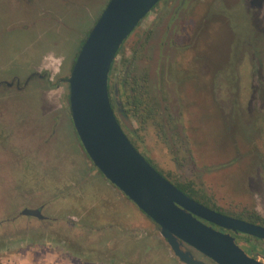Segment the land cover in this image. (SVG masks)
I'll return each instance as SVG.
<instances>
[{
    "label": "rangeland",
    "instance_id": "rangeland-1",
    "mask_svg": "<svg viewBox=\"0 0 264 264\" xmlns=\"http://www.w3.org/2000/svg\"><path fill=\"white\" fill-rule=\"evenodd\" d=\"M108 2L0 0V264H183L158 225L145 218L137 205L122 209L111 205V182L102 174L98 181L65 109L69 84L63 81L48 90L42 77L27 80L33 70L49 72L54 82L67 78ZM165 2L169 12L177 4V0L161 4ZM207 5L214 8L213 0H198L201 14ZM158 13L159 8L143 20L127 40L126 51L136 45L137 36ZM164 30L165 26L147 44V52L139 55L142 77L156 63ZM195 30V55L203 53L204 43L211 71L201 74L200 64L206 61L197 55L191 61L186 52L180 54L170 66L173 78L176 74L180 79L178 93L165 87L162 91V111L176 115L181 102L189 112V122L173 129L170 138L162 129V114L152 115L148 122L132 117L137 130L133 139L139 151L173 181H193L202 199L216 209L240 217L251 212L264 216V181L258 177V172L264 173V123H251L255 113L239 123L234 113L220 108L213 83L227 52L225 32L204 30L201 15L196 16ZM183 37L188 41L186 33ZM123 70L117 61L116 72L121 77ZM150 78L154 80L155 74ZM155 85L149 83L152 88ZM225 89L220 95L228 102ZM164 100H170L172 107ZM258 136L263 138L260 143L255 139ZM41 204H47L44 213L48 216L80 215L93 222L90 230L72 228L63 219L52 223L37 218L5 220L25 206ZM124 214L135 221L120 224Z\"/></svg>",
    "mask_w": 264,
    "mask_h": 264
},
{
    "label": "flooded vegetation",
    "instance_id": "flooded-vegetation-1",
    "mask_svg": "<svg viewBox=\"0 0 264 264\" xmlns=\"http://www.w3.org/2000/svg\"><path fill=\"white\" fill-rule=\"evenodd\" d=\"M215 1L216 0H213L214 8L208 7L207 5L204 7L203 14H201L202 12H199V8L197 7L198 0H177V4L173 6V9L170 12L168 10L167 2L161 4L164 0H160L152 9V11H154L159 8V13L156 16L155 21L152 24H149L142 34L137 36L136 45L133 46L129 52L126 51L125 45L127 40L137 30V28L140 27L143 20L147 18L152 11L136 26L118 50L109 74V93L118 121L120 122L126 135L138 150H140V148L136 145V142L133 139V132H137V130L132 127L130 118L136 117L140 120V122H148L152 118V115L157 117L162 114V122H165V126H162V129L168 131L170 138L173 136V129L179 128V125H184L189 122V112L185 109V105L181 102L178 103V107L176 108V115L173 114L169 116V112L167 110L164 112L162 111V91L163 87L176 92L178 91L180 79L176 74H174L176 78H173L170 66L175 64V62L181 57L180 54H184L186 52L191 61L194 56L196 57V55L200 58V60L206 61L200 64L201 69L199 71L202 72L201 74L207 75L211 71L209 64L210 61L207 59V55L205 53L206 45H204V43L202 45V54L195 55L194 52L198 40L195 30V21L196 16L198 17V15H201L202 22L204 23V30L206 29L209 30V32L212 31L213 33H215L216 30L220 32L224 31L225 38L227 40V52L225 59L222 64L219 65L220 70L219 68L215 70V73L218 72L216 74V76H218L213 83V92H215V94L217 92L215 97L220 99V103L223 106L222 107L219 104L220 108L223 111H231L234 113L236 115L235 118L238 119L239 123L245 122L246 120L244 118L248 115L253 116L254 113V122L251 123H264V96L260 95V93L264 92V0H219V4L217 6L214 4ZM164 26L165 30L159 43V51L156 53V63L151 67L149 72L144 71L142 77V74L138 70L137 66V61L140 59L139 55L147 52V44L156 36L157 33H159L160 29H163ZM185 33L188 35V41L185 37H183ZM117 61L122 62V65L124 66L122 77L116 72ZM224 67L225 69H223ZM152 73L155 74L154 80L150 78ZM37 77H42L46 80L47 86L45 89L49 90L56 88L63 81L68 83L69 76L67 78H60L54 82L50 79L49 72L45 71L44 73H41L38 70H33L27 80L30 81ZM141 80L143 81V86L141 84ZM151 81H154V84H156L154 88L149 86ZM164 81L166 82L165 84H163ZM24 82L23 85H25ZM21 86L22 85H19V87ZM172 86L173 89L171 88ZM223 87L227 88V91L225 89L224 93L229 92L230 98L228 102H225L226 100L221 98L220 94ZM248 93L249 97L245 100L244 96ZM166 103L167 107H172L170 100L166 101ZM65 109L69 111L72 119L69 95L68 103L65 105ZM232 109L234 110L232 111ZM119 115H122L123 120ZM173 123L176 125L175 127ZM138 136L143 139L140 134ZM159 136L161 137V135ZM77 139L82 147L81 151H84L85 155L91 162L90 168H93L95 174L97 173L99 175V179H102L100 174L103 175V173L94 165L88 156L78 134ZM255 139L260 143L263 138L258 136ZM155 141L160 145L158 140L155 139ZM164 150L166 152L165 148ZM149 161L152 163L151 159ZM153 165L159 168L156 164ZM159 171L167 179L173 183L175 182L161 169ZM258 173H260L258 176L259 179L264 181V173L261 171ZM87 175L90 177V172ZM112 185L115 186L114 184ZM120 192L136 206V204L121 190ZM46 205L47 204H41L38 207L25 206L19 210L18 213L5 220L13 221L19 217L28 219L37 218L39 220L52 223L57 222L59 219H63L66 223L72 224V228L78 226L79 229L90 230V225L93 222L85 220L80 215L71 213L65 218L48 216L44 213ZM26 208H41L44 218L40 219L36 216L21 214V212ZM215 210L225 213L219 209ZM142 213L145 214L144 212ZM253 213L260 216L262 219L256 220L252 217ZM234 217L264 226V216L258 212H251L247 217ZM72 220L74 222H72ZM77 221L79 222L76 223ZM204 222L208 225H212L220 232L232 235L235 238V242L247 253L248 256L254 258L257 262L264 264V239L243 232H234L224 229L207 221ZM151 223L154 224L155 222L153 221ZM96 227L98 226H95V228ZM154 234L156 236V232ZM155 242L157 250H160L161 244L158 243L160 244L158 246L156 240ZM183 248L185 250H189L195 260L202 261L206 264H218L206 254L186 243H184ZM176 257L180 260L178 256ZM181 262L186 264L183 261Z\"/></svg>",
    "mask_w": 264,
    "mask_h": 264
},
{
    "label": "water",
    "instance_id": "water-1",
    "mask_svg": "<svg viewBox=\"0 0 264 264\" xmlns=\"http://www.w3.org/2000/svg\"><path fill=\"white\" fill-rule=\"evenodd\" d=\"M159 1L109 0L68 77L74 127L94 165L158 225L181 261L206 264L193 259L183 248L186 243L218 264H262L248 256L232 235L204 221L261 239L264 226L212 209L178 188L135 147L115 114L109 93L112 63L124 41ZM21 214L44 218L41 208H26Z\"/></svg>",
    "mask_w": 264,
    "mask_h": 264
},
{
    "label": "crops",
    "instance_id": "crops-1",
    "mask_svg": "<svg viewBox=\"0 0 264 264\" xmlns=\"http://www.w3.org/2000/svg\"><path fill=\"white\" fill-rule=\"evenodd\" d=\"M97 179H98V181H100V179L98 177H97ZM108 187H109V192H111V194H112V197L110 198V202H111L112 206H116L119 208H121V207L125 208V207L132 205V203L127 198H125V196L120 192V190L116 186H113L112 184H110V186L108 185ZM143 216L145 218L147 217L145 214ZM133 221H135V220H133L132 216H129L128 214H124V216H122V219L119 220V223L124 225V226H127L128 224H130Z\"/></svg>",
    "mask_w": 264,
    "mask_h": 264
},
{
    "label": "trees",
    "instance_id": "trees-1",
    "mask_svg": "<svg viewBox=\"0 0 264 264\" xmlns=\"http://www.w3.org/2000/svg\"><path fill=\"white\" fill-rule=\"evenodd\" d=\"M149 160V159H148ZM178 188H180L182 191H184L186 194L190 195L194 199L198 200L199 202L211 207L215 208L213 205H211L209 202L206 200L202 199V196L200 195V191L196 188L195 184L193 181H187V182H174ZM204 197L206 195H203ZM216 209V208H215ZM253 218L256 220H261L262 218L256 214L253 213Z\"/></svg>",
    "mask_w": 264,
    "mask_h": 264
}]
</instances>
